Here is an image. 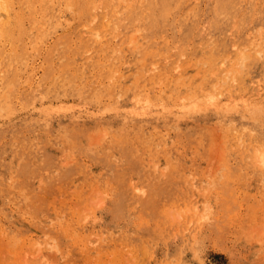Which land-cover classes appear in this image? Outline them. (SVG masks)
I'll return each instance as SVG.
<instances>
[{"label":"rangeland","instance_id":"rangeland-1","mask_svg":"<svg viewBox=\"0 0 264 264\" xmlns=\"http://www.w3.org/2000/svg\"><path fill=\"white\" fill-rule=\"evenodd\" d=\"M7 2L0 264H264V0Z\"/></svg>","mask_w":264,"mask_h":264},{"label":"bare ground","instance_id":"bare-ground-1","mask_svg":"<svg viewBox=\"0 0 264 264\" xmlns=\"http://www.w3.org/2000/svg\"><path fill=\"white\" fill-rule=\"evenodd\" d=\"M145 1H146V0H145ZM1 2L3 3V1H1ZM6 2H7V0H6ZM48 2H49V1H48ZM7 3H8V2H7ZM10 3H11V2H10ZM54 3H55V2H54ZM3 4H6V3L4 2ZM61 4H62V3H61ZM7 5H8V4H7ZM8 8H9V7H8ZM53 8H54V6H53ZM72 8H73V7H72ZM4 10H5V9H4ZM5 11H6V10H5ZM68 11H69V10H68ZM70 12H71V11H70ZM70 12H69V13H70ZM146 12H147V11H146ZM38 13H39V12H38ZM95 13H96V12H95ZM59 14H60V13H59ZM5 15H6V14H5ZM146 16H148V15H146ZM2 24H3V23H2ZM262 52L264 53L263 49H262ZM259 53H260V52H259ZM261 54H262V53H261ZM262 57H263V56H262ZM259 59H260V58H259ZM233 65H234V64H233ZM219 81H220V79H219ZM250 133H252V132H250ZM240 136H241V135H240ZM253 136L255 137V135H253ZM236 138H238V137H236ZM52 221H53V220H52ZM52 221H51V222H52ZM54 221H56V222L59 223L60 220H59V221H58V220H54ZM60 224H61V223H60ZM67 224H68V223H67ZM57 227H60V226H57ZM63 227H64V226H63ZM65 227L67 228L66 224H65ZM68 228H69V226H68ZM68 228H67V229H68ZM62 230H63V229H62ZM76 231H77V230H76ZM72 233H73V230H72ZM75 234L77 235V232H76ZM69 236H70V235H69ZM69 236H68V237H69ZM66 248H67V247H66ZM51 262H52V261H51Z\"/></svg>","mask_w":264,"mask_h":264}]
</instances>
